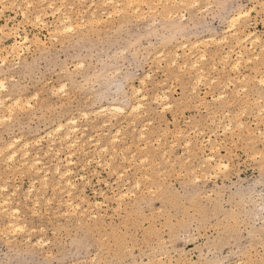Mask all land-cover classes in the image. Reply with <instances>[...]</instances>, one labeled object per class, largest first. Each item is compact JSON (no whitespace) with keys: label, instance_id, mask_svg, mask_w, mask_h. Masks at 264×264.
Instances as JSON below:
<instances>
[{"label":"rangeland","instance_id":"1","mask_svg":"<svg viewBox=\"0 0 264 264\" xmlns=\"http://www.w3.org/2000/svg\"><path fill=\"white\" fill-rule=\"evenodd\" d=\"M147 1L0 0V264H264V0Z\"/></svg>","mask_w":264,"mask_h":264},{"label":"bare ground","instance_id":"2","mask_svg":"<svg viewBox=\"0 0 264 264\" xmlns=\"http://www.w3.org/2000/svg\"><path fill=\"white\" fill-rule=\"evenodd\" d=\"M80 1H81V0H80ZM109 1H111L112 4H114V3H113V0H109ZM134 1H135V0H125V6H127L128 8H130V6H132V4H133ZM158 1H159V0H158ZM168 1H169V0H168ZM172 1H173V0H172ZM178 1H179V0H178ZM40 2H41V1H40ZM136 2H137V0H136ZM139 2H141V1H139ZM139 2H138V3H139ZM147 2H149V0H148ZM147 2H146V3H147ZM184 2H185L184 0H180V3H181L182 5L185 4ZM188 2H189V1H188ZM92 3H93V2H92ZM143 3H144V2H143ZM146 3H145V4H146ZM149 3H150V2H149ZM178 3H179V2H178ZM194 3H195V2H194ZM199 3H200V2H199ZM27 4H28V3H27ZM61 4H62V3H61ZM105 4H106V3H105ZM140 4H141V3H140ZM153 4H154V3H153ZM196 4H197V3H196ZM91 5H92V4H91ZM155 5H156V4H155ZM185 5H186V4H185ZM191 5H192V4H191ZM191 5H190V6H191ZM28 6H29V5H28ZM49 6H50V5H49ZM49 6H48V8H49ZM60 6H61V5H60ZM147 6H148V5H147ZM149 6H150V5H149ZM173 6H174V5H173ZM193 6H194V5H193ZM52 7H53V6H52ZM52 7H51V8H52ZM113 7L116 8V6H113ZM132 7H133V6H132ZM186 7H187V6H186ZM68 8H69V7H68ZM70 8H71V7H70ZM87 8H88V7H87ZM38 9H39V8H38ZM43 9H44V8H43ZM124 9H125V7H124ZM27 10H28V8H27ZM57 10H59V9H57ZM94 10H95V9H94ZM116 10H117V9H116ZM131 11H132V10H131ZM151 11H152V10H151ZM28 12H29V11H28ZM43 12H44V11H43ZM52 12H53V11H52ZM57 12H58V11H57ZM91 12H92V11H91ZM91 12H90V13H91ZM114 12H115V11H114ZM122 12H123V10H122ZM133 12H134V11H133ZM50 13H51V12H50ZM54 13H55V12H54ZM58 13H59V12H58ZM102 13H103V12H102ZM116 13H117V12H116ZM123 13H124V12H123ZM239 13H241V12H239ZM239 13H238V14H239ZM43 14H45V13H43ZM138 14H139V13H138ZM238 14H237V15H238ZM47 15H48V14H47ZM129 15H130V14H129ZM169 15H170V13H169ZM237 15H236V16H237ZM242 15H243V14H242ZM242 15H241V16H242ZM38 16H39V15H38ZM52 16H53V14H52ZM64 16H65V15L62 16L63 18H61L60 21H61V24H62V29H65L66 32H67V29H68V31H69L70 29H72V27H71V22L69 21V20H70L69 17L67 18V17H64ZM164 16H165V15H164ZM241 16H240L239 18H241ZM244 16H245V15H244ZM242 17H243V16H242ZM37 18H38V17H37ZM165 18H166V17H165ZM56 19H57V18H56ZM234 19H235L234 21H232V20L230 19L231 22L235 23V22L237 21L236 19H238V17H235ZM55 21H56V20H55ZM91 21H92V20H91ZM100 21H101V20H100ZM58 22H59V21H58ZM81 22H83V21H81ZM81 22H80V23H81ZM229 22H230V21H229ZM236 23H237V22H236ZM236 23H235V24H236ZM61 24H60V25H61ZM75 24H76V23H75ZM235 24H234V25H235ZM230 25L232 26V24H230ZM72 26H73V25H72ZM79 26H80V25H79ZM77 27H78V26H77ZM77 27H76V25H75V28H77ZM232 27H233V26H232ZM226 28H227V27H226ZM62 29H60V30H57V29H56V31H61V32H62ZM230 29H232V28L230 27ZM73 30H74V29H73ZM56 31H54V32H56ZM63 31H64V30H63ZM72 32H74V31H72ZM63 33H64V32H63ZM69 33H70V32H69ZM235 33H237V32H235ZM58 34H59V32H58ZM242 34H243V33H242ZM23 37H24V36H23ZM226 37H227V36H226ZM245 37H246V36H245ZM24 38H25V37H24ZM54 39H55V38H54ZM255 39L258 40V37H257V38L255 37ZM25 40H26V38H25L21 43H25V42L27 41V40H26V41H25ZM216 40H217V39H216ZM223 41H224V40H223ZM226 41H227V40H226ZM243 41H245V40H243ZM254 41H255V40H254ZM219 42H220V41H219ZM221 42H222V41H221ZM238 42H239V41H238ZM250 42H252V41H250ZM14 43H15V42H14ZM216 43H217V41H216ZM235 43H236V42H235ZM194 44H195V43H194ZM238 44H239V43H238ZM21 45H22V44H21ZM195 45H196V44H195ZM195 45H193V46H195ZM236 45H237V44H236ZM234 46H235V45H234ZM243 48H244V47H243ZM10 49H12V50H10L11 52H12V51H13V52L15 51V47H12V48H10ZM244 49H245V48H244ZM16 50H17V49H16ZM18 50H19V49H18ZM228 50H229V49H228ZM238 50H239V49H238ZM230 51H231V50H230ZM6 53H7V52H6ZM16 53H17V52H16ZM16 53H15V54H16ZM202 53H203V52H202ZM12 55H13V54H12ZM18 55H19V54H18ZM18 55H16V56H18ZM20 55H21V54H20ZM174 55H176V54H174ZM177 55H178V54H177ZM199 56H200V55H199ZM235 56H236V55H235ZM239 56H240V55H239ZM18 57H19V56H18ZM176 57H178V56H176ZM202 57H203V56H202ZM202 57L200 56L201 59H203ZM226 57H227V56H226ZM226 57H225V59H226ZM195 58H196V57H195ZM197 58H198V56H197ZM200 58H199V59H200ZM176 59H177V58H176ZM225 59H224V60H225ZM237 59H238V58H237ZM2 60H4V59H2ZM2 60H1V61H2ZM173 60H174V59H173ZM194 60H195V59H194ZM238 60H239V59H238ZM1 61H0V63L3 64V61H2V62H1ZM5 61H6V59H5ZM198 61H199V60H198ZM235 61H236V60H235ZM176 62H177V61H176ZM194 62H195V61H194ZM224 62H225V61H224ZM238 62H239V61H238ZM240 63H241V62H240ZM240 63H239V65H240ZM1 64H0V65H1ZM197 64H198V63H197ZM236 64H238V63H236ZM239 65H238V66H239ZM172 66H173V65H172ZM182 66H183V65H182ZM185 66H187V65H185ZM193 66H194V65H193ZM232 66H234V65L232 64ZM179 67H180V66H179ZM188 67H189V66H188ZM194 67H195V66H194ZM196 67H197V66H196ZM212 68H213V66H212ZM223 68H224V67H223ZM235 68H236V67H234V68H232V69H235ZM237 68H238V67H237ZM183 69H184V68H183ZM186 69H187V68H186ZM190 69H192V66H191ZM193 69H194V68H193ZM194 70H195V69H194ZM199 71H200V70H199ZM230 71H231V69H230ZM196 72H197V71H196ZM199 73H200V72H199ZM201 73H202V70H201ZM199 76H201V75H199ZM199 76H198V77H199ZM263 76H264V75H263ZM196 78H197V77H196ZM199 78L201 79L202 76L199 77ZM199 78H198V79H199ZM147 79H149V78H147ZM257 80H258V81L261 80V83L264 85V77H263L262 79H257ZM142 81H143V79H142ZM1 82H2V81H0V83H1ZM195 82H196V81H195ZM142 83H143V82H142ZM197 83H200V82L198 81ZM144 84H145V83H144ZM228 84H229V82H228ZM259 84H260V83H259ZM196 86H197V85H196ZM196 86H195V87H196ZM142 87H144V86H142ZM192 87H194V86L192 85ZM225 87H226V86H225ZM4 88H5V87H4V84L1 83V84H0V90L3 91ZM63 88H64V87H63ZM137 90H138V92L140 93L139 89H137ZM222 91H223V90H222ZM51 92H52V91H51ZM118 92H119V91H118ZM132 92H133V91H132ZM192 92H193V91H192ZM52 93H53V92H52ZM116 93H117V92H116ZM116 93L114 92V95H115ZM136 93H137V91H136ZM162 93H163V92H162ZM135 95H136V94H135ZM137 95H138V94H137ZM154 96H155V95H154ZM142 97H144V96H142ZM217 97H218V96H217ZM155 98H156V96H155ZM159 98H160V97H159ZM159 98H158V99H159ZM161 98H164V99H165L166 96H162ZM161 98H160V99H161ZM140 99H141V97H140ZM143 99H144V98H142V100H143ZM164 99H162V101H163ZM219 99H220V98H219ZM153 100H154V99H153ZM156 100H157V99H155V101H156ZM213 100H214V98H213ZM216 100H217V99H216ZM13 103H14V102H13ZM155 103H156V102H155ZM200 103H201V102H200ZM2 104H3V103H2V99H0V106H1ZM15 104H16V103H15ZM15 104H14V105H15ZM144 104H145V103H144ZM201 104H202V103H201ZM6 105H7V104H6ZM14 105H12V106H14ZM18 105H19V104H18ZM136 105H137V106L130 108V111H131V110H133V111L136 110V112H137V109L141 106V104H136ZM167 106H168V105H167ZM167 106H165V107H167ZM246 106H247V105H246ZM16 107L19 108V106H16ZM21 107H22V106H21ZM130 107H131V106H130ZM10 108H11V107H10ZM140 108H141V107H140ZM0 109H1V108H0ZM11 109H12V108H11ZM7 110H8V109H7ZM19 110H20V109H19ZM103 110H104V111H103ZM113 110H114V111H117V112H119V111L121 112L123 109H121L120 107H117V106H107V108H106V107H105L104 109L102 108V109H100L99 111H103V112H107V111H108L109 114H110V111H113ZM141 110H142V109H141ZM8 111H9V110H8ZM10 111H11V110H10ZM20 111H21V110H20ZM114 111H113V112H114ZM96 112H97V110H96ZM96 112H95V113H96ZM122 112H123V111H122ZM139 112H140V111H139ZM8 113H9V112H8ZM11 113H12V112H11ZM128 113H129V112H128ZM130 113H131V112H130ZM137 113H138V112H137ZM1 114H2V113H1ZM4 114H5V113H4ZM81 114H83V113H81ZM98 114H99V113H98ZM258 114H259V113H258ZM6 115H7V114H6ZM99 115H100V114H99ZM8 116H9V114H8ZM95 116H96V115H95ZM95 116H94V117H95ZM112 116H113V115H112ZM115 116H116V115H115ZM138 116H140V115H138ZM70 117H71V116H70ZM86 117H88V116H86ZM96 117H98V116H96ZM214 117H215V116H214ZM7 118H8V117H7ZM84 118H85V117H84ZM112 118H113V117H112ZM114 118H115V117H114ZM114 118H113V119H114ZM4 119H5V118H4ZM2 120H3V119H2ZM67 120H68V119H67ZM93 120H94V119H93ZM109 120H110V119H109ZM69 121H70L72 127H70V128L68 127L67 129L64 128V125H63V126L60 125V127H59V126H57V127H59L58 129H60V130H62V129L64 128L63 131H62V136H60V137H61V140H63V141L66 143V145L74 146V145H76L75 143L77 142V140H75L76 138L73 137L72 135L75 133V130H77V129H75V126H73V125H75L76 120H74V119H71V120H70V118H69ZM67 122H68V121H67ZM102 122H103V121H102ZM129 122H130V121H129ZM108 123H109V122H108ZM108 123H106V124H108ZM131 123H132V122H131ZM230 123H231V122H230ZM59 124H60V123H59ZM59 124H58V125H59ZM147 124H148V123H147ZM66 125L68 126L67 123H66ZM108 125H109V124H108ZM228 125H230V124H228ZM103 126H104V125H103ZM127 126H128V125H127ZM132 126H133V125H132ZM61 127H62V128H61ZM65 127H66V126H65ZM120 127H121V126H120ZM96 128H97V126H96ZM143 128H144V127H143ZM226 128H228V126H227ZM55 130H57V129H55ZM55 130H54V131H55ZM60 130H59V132H60ZM125 130H126V128H125ZM134 130H135V129H134ZM143 130H144V129H143ZM224 131H225V130H224ZM56 132H58V130L55 131V133H56ZM99 134H100V133H99ZM117 134H118V133H117ZM52 135H53V133H52ZM75 135H76V134H75ZM101 135H102V133H101ZM48 136H49V135H48ZM79 136H81V135H79ZM83 136H84V135H83ZM97 136H98V135H97ZM115 136H116V134H115ZM41 137H42V136H41ZM81 137H82V136H81ZM143 137H144V136H143ZM143 137H142V138H143ZM42 138H43V137H42ZM111 138H112V137H111ZM113 138H116V137H113ZM122 138H123V137H122ZM49 139H51V138H49ZM58 139H60V138L58 137ZM120 139H121V138H120ZM131 139H132V138H131ZM111 140H112V139H111ZM138 140H139V139H138ZM35 141H36V140H35ZM63 141H62V142H63ZM75 141H76V142H75ZM158 141H159V139H158ZM207 141H208V139H207ZM52 142H53V141H52ZM58 142H59V141H58ZM38 143H39V142H38ZM50 143H51V142H50ZM97 143H98V142H97ZM97 143H96V144H97ZM36 144H37V143H36ZM52 144H53V143H52ZM110 144H111V143H110ZM29 145H30V144H29ZM29 145H28V147H29ZM66 145H65V146H66ZM82 145H83V142H82ZM186 145H188V143H186ZM26 146H27V145H26ZM26 146H24V148H26ZM31 146H32V145H31ZM69 146H67V147H69ZM135 146H137V145H135ZM188 146H189V145H188ZM10 147H11V146H10ZM12 147H13V146H12ZM50 148H51V147H50ZM105 148H106V147H105ZM111 148H112V147H111ZM216 148H217V147H216ZM26 149H27V148H26ZM26 149H25V150H26ZM59 149H60V148H59ZM68 149H69V148H68ZM68 149H67V150H68ZM103 149H104V148H103ZM94 150H95V149H94ZM105 150H106V149H105ZM13 151H14V150H13ZM13 151H12V152H13ZM17 151H18V150H17ZM79 151H80V150H79ZM114 151H115V150H114ZM114 151H113V152H114ZM12 152H11V153H12ZM14 152H16V151H14ZM26 152H27V151H26ZM57 152H58V151H57ZM83 152H84V151H83ZM211 152H212V151H211ZM96 153H97V152H96ZM99 153H100V152H99ZM105 153H106V152H105ZM14 154H15V153H14ZM20 154H22V153H20ZM82 154H83V153H82ZM15 155H16V154H15ZM24 155H26V154H24ZM27 155H28V154H27ZM71 155H72V154H71ZM161 155H162V154H161ZM163 155H164V153H163ZM13 156H14V155H13ZM19 156H20V155H19ZM45 156H46V155H45ZM68 157H69V156H68ZM98 157H99V156H98ZM6 158H7V157H6ZM9 158H10V157H9ZM12 158H13V157H12ZM69 158H70V157H69ZM10 159H11V158H10ZM13 159H14V158H13ZM13 159H11V160H13ZM167 159H168V158H167ZM219 159H220V158H219ZM4 160H5V159H4ZM6 161H7V160H6ZM145 161H146V160H145ZM12 162H13V161H12ZM38 162H40V161H38ZM38 162H37V163H38ZM60 162H61V161H60ZM69 162H70V161H69ZM98 162H99V161H98ZM4 163H5V162H4ZM33 163H34V162H33ZM35 163H36V161H35ZM35 163H34V165H35ZM64 163H65V162H64ZM20 164H21V163H20ZM65 164H67V163H65ZM27 166H29V164H28ZM27 166H26V167H27ZM218 166L220 167V162L215 164V167H218ZM222 166H223V167H222ZM224 166H225V165H223V164L221 165L222 168H224ZM24 167H25V166H24ZM215 167H214V168H215ZM5 168H6V167H5ZM18 168H19V167H18ZM157 168H158V167H157ZM225 168H226V167H225ZM56 171L58 172V174H59L61 177L64 176V175H66V172H61L58 168H56ZM63 171H64V170H63ZM47 173H48V172H47ZM69 173H70V172H69ZM158 174H159V173H158ZM59 175H58V176H59ZM67 175H68V172H67ZM140 177H141V176H140ZM44 178H45V177H44ZM146 178H147V177H146ZM141 179H142V178H141ZM44 182H45V181H44ZM68 183H69V182L67 181L66 184H68ZM43 184H44V183H43ZM45 184H46V183H45ZM2 185H3V184H2ZM133 186H134V185H133ZM135 186H136V188H137V185H135ZM43 187H44V186H43ZM72 187H73V186H72ZM39 188H40V187H39ZM57 188H58V187H57ZM4 189H5V188H4ZM4 189H3V190H4ZM29 190H30V189H29ZM59 190H60V189H59ZM63 190H64V188H63ZM31 191H32V190H31ZM29 194H30V193H29ZM122 195H123V194H122ZM69 196H70V195H69ZM118 197H119V195H118ZM41 198H42V197H41ZM7 199H8V198H7ZM81 199H82V197H81ZM47 201H49V200H47ZM59 201H60V200H59ZM4 203H6V202L4 201ZM59 203H60V202H59ZM65 203H66V201H65ZM57 204H58V203H57ZM68 204H70V203H68ZM59 205H60V204H59ZM94 205H95V204H94ZM76 207H77V206H76ZM76 207H75V208H76ZM4 208H5V207H4ZM70 208H71V210H72V207H70ZM77 208H78V207H77ZM5 209H6V208H5ZM5 209L2 208V210H5ZM73 209H74V208H73ZM85 209H86V208H85ZM85 209H84V211H85ZM257 209H258V208H257ZM259 209H260V208H259ZM12 211H14V210H12ZM12 211H11V212H12ZM18 211H19V210H18ZM74 211H75V210H74ZM14 212H15V211H14ZM1 213H2V212H1ZM16 213H17V212H16ZM61 213H62V212H61ZM70 213H71V212H70ZM64 214L66 215V213H64ZM73 214H75V213H73ZM80 214H81V213H80ZM6 215H7V214H5V216H6ZM67 215H68V214H67ZM10 216H11V215H10ZM12 217H13V214H12ZM79 217H80V216H79ZM93 217H94V216H93ZM14 218H15V217H14ZM16 219H17V218H16ZM8 223H9V222H8ZM13 223H14V222H12V221L10 222L11 226L15 227V225H14ZM78 224H79V223H78ZM17 225H18V224H17ZM8 227H9V226H8ZM17 227H18V226H17ZM17 227H16V229H17ZM4 228H5V227H4ZM2 229H3V227H2ZM11 229H12V228H10V230H11ZM13 229H15V228H13ZM16 229H15V230H16ZM7 230H8V229H7ZM17 230H18V229H17ZM21 230H22V229H21ZM23 230H24V229H23ZM11 231H12V230H11ZM13 231H14V230H13ZM8 232H9V230H8ZM11 233H12V232H11Z\"/></svg>","mask_w":264,"mask_h":264}]
</instances>
